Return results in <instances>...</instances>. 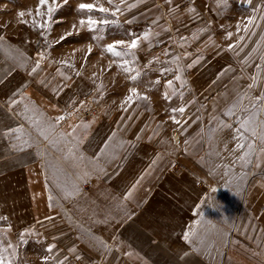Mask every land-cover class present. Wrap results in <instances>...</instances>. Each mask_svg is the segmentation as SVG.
Listing matches in <instances>:
<instances>
[{"label": "crops", "instance_id": "1", "mask_svg": "<svg viewBox=\"0 0 264 264\" xmlns=\"http://www.w3.org/2000/svg\"><path fill=\"white\" fill-rule=\"evenodd\" d=\"M216 9L135 0L117 10L138 28L124 42L137 41L127 71L93 52L52 63L0 25L9 228L41 225L59 264H264V142L259 123L222 118L244 78L203 35L226 13Z\"/></svg>", "mask_w": 264, "mask_h": 264}, {"label": "rangeland", "instance_id": "2", "mask_svg": "<svg viewBox=\"0 0 264 264\" xmlns=\"http://www.w3.org/2000/svg\"><path fill=\"white\" fill-rule=\"evenodd\" d=\"M134 1L48 0L47 4L40 5L39 0H0V25L11 38L34 42L35 51L50 58L52 63L74 67L72 60H89L93 52L102 55L100 61L104 68L115 65L120 71L128 70L129 58L133 62L136 59L133 50L125 43L116 46L120 55L106 49L110 44L138 35V28L127 26L123 16L117 14V10ZM211 3L220 14L226 13L209 17V25L204 23L202 27L203 35L210 34V39L222 44L219 53L231 59L233 71H240L244 78L241 93L228 105L222 118L227 123H259L258 136L264 142V0H211ZM80 4H93L94 9L81 10ZM49 7L54 9L51 17ZM101 7L108 11H98ZM113 12L116 14L112 15ZM89 18L97 21L91 29L87 24ZM104 20L108 23H102ZM105 56L114 62H106ZM124 57H127L126 64ZM117 84H122L121 78L117 79ZM87 110L90 117L92 110ZM42 229L39 225L13 231L0 218V258L5 264H59L49 249L50 240L43 238Z\"/></svg>", "mask_w": 264, "mask_h": 264}, {"label": "snow or ice", "instance_id": "3", "mask_svg": "<svg viewBox=\"0 0 264 264\" xmlns=\"http://www.w3.org/2000/svg\"><path fill=\"white\" fill-rule=\"evenodd\" d=\"M47 3H48V0H39V4H40V5H45V4H47ZM109 3H111V0H109ZM79 8H80L81 10L92 11V10L94 9V5H93V4H80V5H79ZM97 10L100 11V12H107V11H108L107 9L102 8V7L99 8V9H97ZM53 12H54V9H53L52 7H49V8H48V15H49V17H51V15H52ZM39 14H40V12H39V9H38V10H37V15H39ZM115 14H116L115 12L112 13V15H115ZM19 15L23 16V13H20ZM84 23H85V21L82 20V21H81V24H84ZM102 23L107 24L108 21H107V20H104V21H102ZM87 24H88L89 28L91 29L94 25L97 24V21L92 20L91 18H89V19L87 20ZM118 44H124V41H118V42H116V44H110V45L107 46V49H106V50H107L108 52H111L113 55H120V53L116 51V46H117ZM127 47H128L129 49L136 48V47H137V41H136V40H132L131 43H129V44L127 45ZM125 70L127 71V69H125ZM131 92H132L133 94H135L136 90H135V89H132ZM130 100H131V97H129V101H130ZM177 111H179V112L182 113V112L184 111V109H183V108H180V109H178ZM174 122H175V123H179V121H175V120H174ZM246 123H247V122L245 121V122L241 125V127H244V124H246ZM262 138H264V137H262ZM188 235H189V234L185 233V240L188 239ZM0 264H5L4 259L0 258Z\"/></svg>", "mask_w": 264, "mask_h": 264}, {"label": "built area", "instance_id": "4", "mask_svg": "<svg viewBox=\"0 0 264 264\" xmlns=\"http://www.w3.org/2000/svg\"><path fill=\"white\" fill-rule=\"evenodd\" d=\"M89 114H90L89 110H84L82 112V117L87 118V117H89Z\"/></svg>", "mask_w": 264, "mask_h": 264}]
</instances>
